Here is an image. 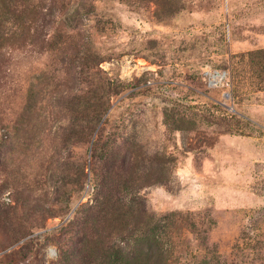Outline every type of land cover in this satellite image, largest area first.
<instances>
[{"label":"rangeland","instance_id":"obj_1","mask_svg":"<svg viewBox=\"0 0 264 264\" xmlns=\"http://www.w3.org/2000/svg\"><path fill=\"white\" fill-rule=\"evenodd\" d=\"M19 1L0 264H264V0Z\"/></svg>","mask_w":264,"mask_h":264},{"label":"trees","instance_id":"obj_2","mask_svg":"<svg viewBox=\"0 0 264 264\" xmlns=\"http://www.w3.org/2000/svg\"><path fill=\"white\" fill-rule=\"evenodd\" d=\"M10 10H11V12H14L15 18H20L26 13L27 7H25L24 0H20L18 3L13 5V8H11ZM30 11H31V9H29V12ZM28 15L30 16L31 14L29 13ZM32 15H34V13H32ZM262 54L264 55V52ZM97 98H98V100H101L102 103L99 105H96L94 107V109H93L94 117L91 118L92 122L95 123L96 126H97V124H99L100 120L102 119V116L106 112V108H104L105 103L102 101L103 97L97 96ZM88 106L91 107L90 100L85 99V100L78 101L76 103L75 107L71 108V110H70L71 114H72V120L74 123H76V131L78 130V127H81L83 122L86 120V117H87L86 108ZM118 254H119L118 251H115L113 254V256H116L115 263L116 264H123V261L119 258Z\"/></svg>","mask_w":264,"mask_h":264}]
</instances>
